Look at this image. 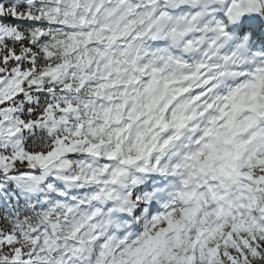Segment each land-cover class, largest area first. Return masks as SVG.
Segmentation results:
<instances>
[{
    "label": "snow or ice",
    "instance_id": "snow-or-ice-1",
    "mask_svg": "<svg viewBox=\"0 0 264 264\" xmlns=\"http://www.w3.org/2000/svg\"><path fill=\"white\" fill-rule=\"evenodd\" d=\"M0 264H264V0H0Z\"/></svg>",
    "mask_w": 264,
    "mask_h": 264
}]
</instances>
